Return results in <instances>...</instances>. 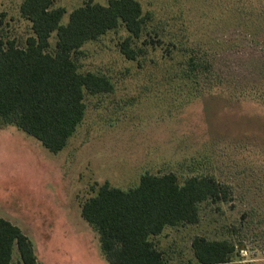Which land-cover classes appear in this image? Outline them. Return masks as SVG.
<instances>
[{"label":"rangeland","instance_id":"obj_1","mask_svg":"<svg viewBox=\"0 0 264 264\" xmlns=\"http://www.w3.org/2000/svg\"><path fill=\"white\" fill-rule=\"evenodd\" d=\"M23 0H0V38L33 35ZM55 0L70 14L86 2ZM151 15L130 61L120 25L89 42L82 73L111 93L86 95L84 121L58 154L16 125H0V218L30 239L38 264H109L82 203L106 182L122 190L150 173L214 177L228 201L199 205L200 222L155 238L171 264L193 260L195 237L229 240L232 264H264V0H138ZM55 46L56 35L51 38ZM243 247V248H242ZM243 249V250H240ZM19 252L14 255L18 264Z\"/></svg>","mask_w":264,"mask_h":264},{"label":"trees","instance_id":"obj_2","mask_svg":"<svg viewBox=\"0 0 264 264\" xmlns=\"http://www.w3.org/2000/svg\"><path fill=\"white\" fill-rule=\"evenodd\" d=\"M54 3L22 1L21 15L33 31L25 46L0 38V125H16L58 154L84 121L86 95L114 90L108 77L80 71L82 48L123 25L130 36L121 51L135 61L132 40L140 38L151 15L144 13L138 0H110L107 6L88 1L63 24L67 11ZM230 193L228 185L210 176H192L180 183L174 173H146L137 187L127 191L109 182L100 185L82 203L81 216L97 231L109 264H171L155 238L167 228L199 223L201 203L228 201ZM238 249L229 240L198 236L192 241L194 258L188 264H232ZM16 251L18 264H38L30 239L0 218V264H13Z\"/></svg>","mask_w":264,"mask_h":264},{"label":"crops","instance_id":"obj_3","mask_svg":"<svg viewBox=\"0 0 264 264\" xmlns=\"http://www.w3.org/2000/svg\"><path fill=\"white\" fill-rule=\"evenodd\" d=\"M15 254H16V252H15ZM15 254H14V255H15ZM17 257H18V255H17ZM18 259H19V257H18Z\"/></svg>","mask_w":264,"mask_h":264}]
</instances>
